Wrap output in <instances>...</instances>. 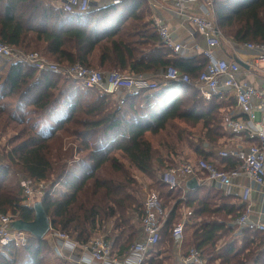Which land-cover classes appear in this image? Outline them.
<instances>
[{
    "label": "trees",
    "instance_id": "obj_1",
    "mask_svg": "<svg viewBox=\"0 0 264 264\" xmlns=\"http://www.w3.org/2000/svg\"><path fill=\"white\" fill-rule=\"evenodd\" d=\"M146 3L124 0L70 14L48 0H0V42L17 51L40 50L61 67L82 64L151 77L172 67L190 77L181 89L161 83L153 94L127 95L119 106L114 97L61 74L0 57V134L10 127L17 132L11 139L16 145L4 149L0 161V214L35 219L33 204L22 196V174L35 188L48 184L39 200L54 230L86 243L114 220L124 238L126 228L130 237L136 234L129 221L137 218L140 227L147 198L159 192L161 207L169 212L160 245L164 236L172 245V230L186 208L185 238L190 227L195 240L210 244L202 252L209 264H264V237L244 230L242 245L232 239L245 209L239 197L202 188L184 194L185 184L171 188L159 178L191 152L210 162L204 144L218 143L214 133L222 129L216 115L226 101L200 96L196 85L208 60L168 49L154 21L146 19ZM211 19L228 41L264 44V0H214ZM224 159L231 166L222 170L239 166L234 158ZM109 163L112 171L100 176ZM134 171L151 183L141 184ZM223 238L231 239L223 243ZM47 240L40 241L36 255L16 243L3 248L0 264H45ZM133 243L125 241L123 250Z\"/></svg>",
    "mask_w": 264,
    "mask_h": 264
},
{
    "label": "built area",
    "instance_id": "obj_2",
    "mask_svg": "<svg viewBox=\"0 0 264 264\" xmlns=\"http://www.w3.org/2000/svg\"><path fill=\"white\" fill-rule=\"evenodd\" d=\"M57 4L67 13L89 12L95 4L102 0H48ZM124 0H111L109 5H120ZM155 8L166 5L192 23L202 35L204 45L193 44L191 48L196 53L202 54L208 60L207 67L201 73L197 91L207 101L213 99L231 100L233 104L246 115L243 118L230 117L224 123L228 131L234 136L247 134L251 141L248 147H229L218 152L222 158H234L239 166L232 170H222L206 160L197 162L182 161L176 167L159 175V178L171 188L182 186L180 176L197 178L199 182L215 183L227 193L236 179L246 178L261 187H264V87L252 84L247 79L250 71L245 70L236 59H222L219 51L223 49L224 42H228L239 53L249 51L254 54L250 67H259L264 72V44L245 43L224 39L211 19L214 0H149ZM159 37L163 44L173 53H180L184 45L177 41L171 28L162 18H155L154 22ZM0 57L11 61H19L37 68L40 71H51L75 80L85 89H96L106 95L114 96L119 106L126 104L127 95L139 92L153 94L160 87L155 77L143 74L135 75L118 71L102 72L82 64L61 67V65L48 59L41 52L17 51L13 47L0 42ZM167 86L190 83L187 74L180 73L176 68H168L163 76ZM258 112H261L259 116ZM21 187L26 203L31 206L37 198L45 196L48 184L42 182L33 187L28 179H22ZM146 186V185H145ZM147 188V187H146ZM148 190V188H147ZM146 190V191H147ZM251 188L245 187L243 200L245 210L236 220L237 233L244 230L264 232V224L250 220L252 212ZM181 220L172 230V238L180 250L184 245L185 226L188 222L189 211L184 208ZM147 214L141 222L140 233L133 245L124 253L123 260L114 253L113 241L106 236L99 235L89 242L80 243L71 235L51 228L46 239L53 246L55 253L60 258H65V250L71 253L81 251L80 259L75 264H149V259L154 255L162 240L163 225L168 219L169 212L161 207L156 193L149 195L146 201ZM14 218L7 214H0V253L3 248L16 243L30 247L35 238L27 232L8 230V224ZM181 264H208L197 247H191L180 260Z\"/></svg>",
    "mask_w": 264,
    "mask_h": 264
},
{
    "label": "crops",
    "instance_id": "obj_3",
    "mask_svg": "<svg viewBox=\"0 0 264 264\" xmlns=\"http://www.w3.org/2000/svg\"><path fill=\"white\" fill-rule=\"evenodd\" d=\"M146 1H147L146 19H150L151 21L154 22H155V18L164 19L167 22L168 26L171 28L177 41L185 46L180 53H177V55L188 59H192L198 56L200 57V54L196 53L195 50L191 48L193 44L204 45L203 37L199 33L197 28L192 23H190V21L183 18L181 15L177 14L172 7L162 5L159 6L158 8H155L149 0ZM110 2L111 0H102L99 4H95L89 12L91 13L98 8L106 7L109 5ZM53 5L60 8L57 4H53ZM218 54L219 57L222 59H226V60L236 59L245 70L249 69L250 75L247 76L249 82L264 87V72L260 69V66L262 64H259V67H250V68L249 65L247 64L248 62H251L254 57V54L252 52L242 51L237 53L234 50V48L230 46L228 42L225 41L223 49L219 51ZM165 73L166 71L160 70L156 72L153 77L159 79V84H161L165 82L163 78ZM176 86L177 85H174L173 87L175 89H179ZM113 99H115L117 103V99L115 97ZM219 101L220 102L226 101L225 104L220 103L222 105V108L220 109L219 113L216 115L217 119H219V124L221 125L222 130L215 131L214 133L215 139L218 140V143L217 144L205 143L204 151L210 155L209 161L214 163L217 167L221 169V168L230 167L231 165L227 162V160L219 156L218 152L223 151L229 147H237V146L248 147L251 142L259 143V141L258 140L251 141L247 136V134L234 136L232 133H230V131H228L225 126L224 123L225 119L234 117V118H243L247 120L248 117L242 114V112L233 104L231 100H219ZM258 114L260 116L261 112H258ZM188 157L189 159L187 161L190 162H197L200 159L197 157V155L194 152L189 153ZM179 176L181 181H183V184H185L184 194H187V192L195 191L187 188V183L193 178L187 179V177H183L182 175ZM199 184H200V189L202 188L210 191H221L223 194L227 196L239 197L240 202L244 206H245L243 200L244 188L245 187L251 188L252 195H251L250 203L252 205V212L250 213V220L256 223L264 224V187H261L251 181H248L246 178L234 180L229 193H227L222 187L212 182L204 183V184L202 182H199ZM184 210L185 209L182 208V214L184 213ZM253 232L256 233L255 235L259 234L262 237H264V232L261 231H253ZM242 237L243 234H238L236 232V234L232 236V239L233 240L236 239L239 243L238 245L240 246L242 245L241 243ZM170 240L172 245H169V242L167 243V246L160 245V248L157 249L154 255L149 259V264H181L180 260L182 259V256H185L191 247L186 248L185 246L186 238L184 239V245L180 250L176 247L175 241L172 238V236L170 237ZM49 242L50 241L47 240V243ZM113 244H114L115 255L119 258V261H122L124 259L123 258L124 253L126 252V250H123L122 247L123 245H125V241H122L121 243L119 242L118 244H116L113 241ZM204 245H208V243ZM30 246H37L36 247L37 249L36 254H37L40 248V241L37 240L33 241V245ZM49 246L53 248V246L50 243ZM121 250H123V252H121ZM53 252L55 255H57L55 253L54 248H53ZM65 254L67 255L65 258H60L57 256L60 260H63L65 262L59 261L58 263H54V264H75V262H77L80 259L82 253L81 251H78L77 253H71L65 250ZM47 264H52V263L47 262Z\"/></svg>",
    "mask_w": 264,
    "mask_h": 264
},
{
    "label": "rangeland",
    "instance_id": "obj_4",
    "mask_svg": "<svg viewBox=\"0 0 264 264\" xmlns=\"http://www.w3.org/2000/svg\"><path fill=\"white\" fill-rule=\"evenodd\" d=\"M32 51H40V50H32ZM41 52V51H40ZM42 53V52H41ZM44 54V53H43ZM49 59V58H48ZM51 60V59H50ZM51 61H53V60H51ZM155 80H157V81H159L158 79H155ZM146 94H148V93H146ZM176 94H178V92L176 93ZM175 94V95H176ZM179 96H181V97H184L185 96V94L183 93V92H179ZM15 135H17V132L16 131H14V129L13 128H8V130L7 131H5L4 133H1L0 134V161H3L4 159H3V154H4V152H3V150L4 149H11L12 147H14L15 145H16V143H14V142H12V138L15 136ZM69 143H67L66 144V146L68 145ZM192 145H195L196 143H194V142H192L191 143ZM65 146V147H66ZM114 155V154H113ZM183 160V159H182ZM185 160V159H184ZM190 162V161H189ZM58 164H60V163H62V162H60L59 160H58V162H57ZM177 163V162H176ZM180 163V162H179ZM179 163H177V165H179ZM112 166H114L112 163H109V164H107L105 167H104V171H101V173H100V176H108V174H107V172H110V171H112ZM107 171V172H106ZM136 174H137V179H138V181L139 182H141V184L142 183H151L149 180H146L145 178H142L141 177V175L140 174H138L136 171H134ZM132 174V173H131ZM134 174V173H133ZM134 176H136L135 174H134ZM52 177L53 178H55V174L54 175H52ZM9 179H12V176L11 177H9ZM22 179H27L26 178V176H23L22 174H20L19 176H18V181L21 183V181H22ZM31 185L33 186V187H35L32 183H31ZM62 188V186H58L56 189V191H58L57 192V195H56V197H58V196H60L59 194L61 193V191H60V189ZM22 196H23V193H22ZM158 196H160V194H159V192H158ZM24 198V197H23ZM140 199H142V198H140ZM24 200H25V202H27L26 201V199L24 198ZM172 207V206H171ZM170 207L168 206V209H169ZM131 215V214H130ZM115 219V218H114ZM139 221L137 220V218H134V220L130 223V221H129V225H131L132 227H133V231H135L136 232V234L135 235H131V237L129 236V231H130V229L129 228H126V229H124V231H125V233H124V238H123V236L121 235V232H117V231H115L114 230V228H115V226H114V220H111L110 221V224L109 225H107V227L105 228V229H102V230H100V231H98L97 230V232L95 233V235L94 236H99V235H104V236H106L110 241H116V243L118 244L119 242L121 243L122 241H124V239H125V241H132V242H135L136 240H137V235H139L138 233H140V228H141V225H140V227H139V223H138ZM177 223V222H176ZM194 224H197V223H201V222H198V221H194L193 222ZM136 225H137V230H136ZM170 236H171V232H170ZM229 239H231V238H223V243H226ZM33 241H36V239L35 240H33ZM33 241H32V244L31 245H33ZM163 241L164 242H166V243H163ZM163 241H162V244H161V246H167V242H168V239L167 238H165V236L163 237ZM195 242V243H194ZM221 243V242H220ZM186 248H190V247H197L199 250H201L202 252H204L205 250H207L208 251V248L210 247V244H208V245H204V242H202V240H195L194 239V236H193V232H191L190 231V227H188V230H187V235H186ZM36 247L37 246H30V248L28 249V251L32 254V255H36V252H37V249H36ZM47 249H48V251L47 252H45L46 254H45V256H44V263L45 264H47V262H51L52 264H54V263H58L59 261H63V260H60L58 257H57V255H55L54 254V252H53V248L51 247V246H48L47 247ZM63 262H65V261H63ZM208 264H209V262H208ZM215 264H221V262L220 261H218V262H216Z\"/></svg>",
    "mask_w": 264,
    "mask_h": 264
},
{
    "label": "water",
    "instance_id": "obj_5",
    "mask_svg": "<svg viewBox=\"0 0 264 264\" xmlns=\"http://www.w3.org/2000/svg\"><path fill=\"white\" fill-rule=\"evenodd\" d=\"M176 87L181 89L180 85H177ZM187 188L190 190H199L200 184L198 179H191L187 183ZM32 204L33 210L35 212V219L32 222L14 219L8 224V230L27 232L30 233L37 241H43L52 228L51 219L47 214L41 200L35 199Z\"/></svg>",
    "mask_w": 264,
    "mask_h": 264
}]
</instances>
